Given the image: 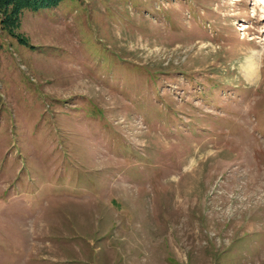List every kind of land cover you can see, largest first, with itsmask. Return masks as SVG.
Listing matches in <instances>:
<instances>
[{
  "label": "rangeland",
  "instance_id": "374dc122",
  "mask_svg": "<svg viewBox=\"0 0 264 264\" xmlns=\"http://www.w3.org/2000/svg\"><path fill=\"white\" fill-rule=\"evenodd\" d=\"M5 16L0 264H264V0Z\"/></svg>",
  "mask_w": 264,
  "mask_h": 264
},
{
  "label": "trees",
  "instance_id": "16d2710c",
  "mask_svg": "<svg viewBox=\"0 0 264 264\" xmlns=\"http://www.w3.org/2000/svg\"><path fill=\"white\" fill-rule=\"evenodd\" d=\"M59 1L61 0H0V9H4L6 13L4 24L6 23L5 25L9 28L14 26V22H16L17 25V14L24 8L32 7L35 9L45 2L49 5H58Z\"/></svg>",
  "mask_w": 264,
  "mask_h": 264
},
{
  "label": "bare ground",
  "instance_id": "6f19581e",
  "mask_svg": "<svg viewBox=\"0 0 264 264\" xmlns=\"http://www.w3.org/2000/svg\"><path fill=\"white\" fill-rule=\"evenodd\" d=\"M259 56L260 55L258 54H254L251 58L247 60L245 64V71L248 76L257 78L259 77V74L261 72Z\"/></svg>",
  "mask_w": 264,
  "mask_h": 264
}]
</instances>
